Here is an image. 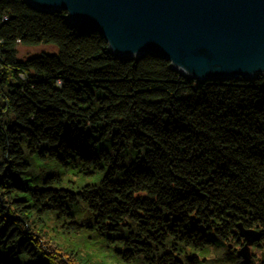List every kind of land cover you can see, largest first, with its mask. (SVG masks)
<instances>
[{
  "label": "trees",
  "instance_id": "trees-1",
  "mask_svg": "<svg viewBox=\"0 0 264 264\" xmlns=\"http://www.w3.org/2000/svg\"><path fill=\"white\" fill-rule=\"evenodd\" d=\"M65 15L0 0V264H264V75L115 56Z\"/></svg>",
  "mask_w": 264,
  "mask_h": 264
},
{
  "label": "water",
  "instance_id": "water-1",
  "mask_svg": "<svg viewBox=\"0 0 264 264\" xmlns=\"http://www.w3.org/2000/svg\"><path fill=\"white\" fill-rule=\"evenodd\" d=\"M98 33L122 58L151 55L199 81L264 75V0H25Z\"/></svg>",
  "mask_w": 264,
  "mask_h": 264
},
{
  "label": "rangeland",
  "instance_id": "rangeland-1",
  "mask_svg": "<svg viewBox=\"0 0 264 264\" xmlns=\"http://www.w3.org/2000/svg\"><path fill=\"white\" fill-rule=\"evenodd\" d=\"M43 50H45V51H53L54 48L52 46L43 44V45H40V46H38L36 48L29 49L28 52H36V51L39 52V51H43ZM45 165H47V164L45 163ZM78 175H79V177H78ZM80 175H81V173L79 174V173H74V172L71 173V174L63 175V176H65L64 177L65 181H63V184L64 185L67 184L68 187H75L76 188V187H78L79 185L82 184L83 181H81V180L90 179L88 176H84V177L80 178ZM77 179L78 180L80 179L79 183H77L78 182ZM74 180L77 181V182H75ZM50 222H52V223H49L46 227L54 236H60V238H62L63 240L68 239L69 241H72V239H73V241L71 243H75L79 247H82V244L86 243L87 235L96 236L95 233H92V234L87 233V234H84V236L83 235H81V236H79V235H73L72 236L71 235V237L67 236L65 234L61 235L60 231H57L59 228L58 227L54 228L55 224L53 223L52 220H50ZM65 237H67V238H65ZM99 239L100 240L97 241V243H94L95 242L94 240L89 239V241H91V244L93 243V245H90L89 247H91V252L94 254L95 261H98V260H100V261L103 260L104 261V259H106V258L108 259V261H109V259L113 260L112 256H114V252H113L114 249L112 248V246L108 247L106 245V242L102 238H99ZM82 249H83V247H82ZM80 250H81V248H80ZM217 252H215L214 250H209V251L200 252L199 255L201 256V258L203 260L206 259L208 261H211V260H215L218 257L223 256L222 253L217 254ZM82 253H87V252L82 251ZM105 253H110L111 256L110 257H104L103 254H105ZM96 254H97V256H95ZM113 261L116 262L115 260H113ZM224 263L225 262L215 261V262H212L211 264H224ZM102 264H104V263L102 262ZM105 264H107V263H105ZM108 264H114V263L112 261H109ZM135 264H139V263H135ZM226 264H231V263L226 262Z\"/></svg>",
  "mask_w": 264,
  "mask_h": 264
}]
</instances>
